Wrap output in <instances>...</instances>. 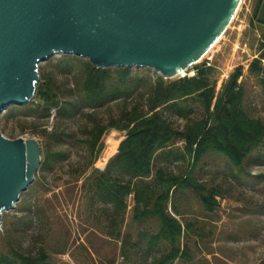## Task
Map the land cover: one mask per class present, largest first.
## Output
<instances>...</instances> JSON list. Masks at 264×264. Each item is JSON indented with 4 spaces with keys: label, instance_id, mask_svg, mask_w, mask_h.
Listing matches in <instances>:
<instances>
[{
    "label": "rangeland",
    "instance_id": "374dc122",
    "mask_svg": "<svg viewBox=\"0 0 264 264\" xmlns=\"http://www.w3.org/2000/svg\"><path fill=\"white\" fill-rule=\"evenodd\" d=\"M261 21L264 0H241L213 49L172 78L147 68L100 69L69 54L41 63L33 100L0 115V132L36 139L42 158L33 184L3 214L0 264H264ZM160 122L170 131L155 140L152 174L130 189L153 183L160 169L190 174L197 190L177 188L164 209L182 224L180 240L169 231L159 236L156 195L150 210L157 216L144 215L134 190L117 203L103 198L97 182L120 172L130 134L150 139ZM248 126L261 129L251 149ZM201 131L208 133L195 161Z\"/></svg>",
    "mask_w": 264,
    "mask_h": 264
},
{
    "label": "water",
    "instance_id": "95a60500",
    "mask_svg": "<svg viewBox=\"0 0 264 264\" xmlns=\"http://www.w3.org/2000/svg\"><path fill=\"white\" fill-rule=\"evenodd\" d=\"M241 0H0V115L35 97L40 64L69 54L96 68L181 74L211 51ZM34 138L0 132V230L36 178Z\"/></svg>",
    "mask_w": 264,
    "mask_h": 264
},
{
    "label": "trees",
    "instance_id": "16d2710c",
    "mask_svg": "<svg viewBox=\"0 0 264 264\" xmlns=\"http://www.w3.org/2000/svg\"><path fill=\"white\" fill-rule=\"evenodd\" d=\"M101 69V68H100ZM97 69V70H100ZM103 70V69H102ZM222 112L229 113L228 109L223 108ZM155 130H153V127L151 130H153L150 134V139H147L144 135L145 133L141 130H137L130 134V136L122 143L120 147V154L118 155V167L120 172L117 173L115 177H111L110 175H107L109 179H105L106 175L101 176L97 179V182L99 184V187L104 190V194L102 197L110 201L120 202L123 200L124 196H127L131 192V190H134L137 199V204L142 205L141 213L139 212L140 209L137 211L140 214L145 215V213L149 215L157 216L156 211H151L150 206L152 204V198L156 195L157 200H162L160 204L161 208V219L163 220V230L161 231L159 236H164V234L169 231V234L174 237V235H178V239H181V236L183 234V226L182 224L177 221L174 218L169 217L167 214L164 213V209H166L168 202L171 200V191L174 187L179 188H186L190 187L194 190H197V186L194 185L192 182H190V174H187L183 176L182 174L178 176L169 175L167 173H164L161 169L156 172L155 178L153 179V183H149L146 185L141 184V188L139 190L136 189H130V184L135 179H143L145 177H150L152 174V167H153V156L155 154V151L157 148H154L155 140L158 138H161L163 141L166 139V135L164 132L169 129L165 127L166 130L163 129L162 123L155 125ZM163 130V133H162ZM170 131V130H169ZM245 135H249V139H247L246 142L250 143V149L255 148L259 142L260 139L256 136L259 135V132L261 133V129L259 128L256 130L255 128H252V126H248L244 128L243 130ZM161 132V133H160ZM208 132H200V135L202 134V137L199 142L196 143V149L194 150V160H197V152L200 148V144H202L203 138L206 136ZM249 133V134H247ZM250 133L252 135H250ZM159 134L160 137L158 136ZM144 136V138L141 139V136ZM142 136V137H143ZM138 139H141L142 141L139 142ZM194 144L189 145V153L192 155V146ZM164 145H159L158 148H162ZM153 151V152H152ZM249 151V150H248ZM119 175V176H118ZM124 176L128 178V180L125 182L127 184V187L122 186L123 181L121 180ZM124 188V191H123ZM136 188V187H135ZM156 188H159V192ZM142 198H145V200H140ZM140 207V206H139ZM154 207V206H153ZM156 209V207H155ZM170 222V224H168ZM171 240V239H170ZM180 248V247H179ZM185 248V247H184ZM178 249L177 251H180Z\"/></svg>",
    "mask_w": 264,
    "mask_h": 264
},
{
    "label": "crops",
    "instance_id": "0c3cea01",
    "mask_svg": "<svg viewBox=\"0 0 264 264\" xmlns=\"http://www.w3.org/2000/svg\"><path fill=\"white\" fill-rule=\"evenodd\" d=\"M260 25H261V26H264V21H261ZM175 191H176V187H174V188L172 189V191H171L170 205H173V194H174ZM134 195H135V194H134ZM134 198H135V196H134ZM142 205H143V204H142ZM142 205H138L137 202H136V200H135V205H134V206L139 207V206H142ZM149 246H150V247H153V245L148 244V245H147V248H148Z\"/></svg>",
    "mask_w": 264,
    "mask_h": 264
},
{
    "label": "bare ground",
    "instance_id": "6f19581e",
    "mask_svg": "<svg viewBox=\"0 0 264 264\" xmlns=\"http://www.w3.org/2000/svg\"><path fill=\"white\" fill-rule=\"evenodd\" d=\"M181 74H182V75L186 74V70H183V71L181 72ZM181 74H180V75H181Z\"/></svg>",
    "mask_w": 264,
    "mask_h": 264
}]
</instances>
